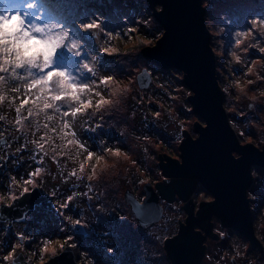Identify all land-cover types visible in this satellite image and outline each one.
I'll use <instances>...</instances> for the list:
<instances>
[{
    "label": "clouds",
    "instance_id": "clouds-1",
    "mask_svg": "<svg viewBox=\"0 0 264 264\" xmlns=\"http://www.w3.org/2000/svg\"><path fill=\"white\" fill-rule=\"evenodd\" d=\"M143 3L142 11L145 15L136 16L134 24L125 17L124 27L115 31H107L103 27L105 18L99 15L96 18L89 16L83 23L77 21L76 27L82 33L91 35L100 56L107 57L120 66L131 65L145 50H155L167 34V30L163 28L156 31L159 25L154 15L148 14L147 0H143ZM209 6V0H201V10H207ZM3 8L5 10L0 11V121L13 125L16 131L25 134L26 138L29 132L35 137L27 142L36 149L32 159H35L36 154L43 153L41 159L36 161L37 164L43 163L44 156L51 154H54L51 159L57 164V157L67 158L65 166L67 163L74 165L69 176H74L77 181L86 180L88 192L93 191L94 184L110 181L118 176L121 170L127 174L135 168L134 175L137 176L138 186L142 187L143 191L150 187L159 199L158 185L172 183V178L164 176L159 167L152 171L148 166L142 168L133 158L134 153L118 146V141L109 143L107 139L101 138L97 141L98 148L92 151L90 145L82 142L78 135V127L96 133L97 129L104 128L102 122L105 117L125 111L123 106L133 92L136 77L122 76L116 70L104 74L100 68L99 57L89 52V59L81 60V75L86 72L94 79L81 83L79 78L67 69L54 66L56 54L61 49H66L77 58L87 51L83 42L71 35V29L63 22V15L54 12L44 0H16L12 3L5 0ZM153 12L155 15L163 14L164 8L157 4ZM219 19L224 21L225 16L220 15ZM226 23L230 25L232 22L226 20ZM247 24L248 27L237 28L231 32L232 43L226 50V41L222 37L228 29L215 23L209 16L203 18L204 31L209 37L208 52L216 62L213 78L223 97L220 110L226 118L227 128L240 148L251 146L258 153L264 154V111L260 110L264 108V18L259 15L252 16L247 19ZM253 50L258 54L254 59L250 58ZM236 69H239V74ZM132 71L139 69L133 68ZM147 74L152 75L150 71ZM186 75L183 71L169 70L167 77L163 73H157L154 78V82L163 78L161 82H155V88L161 90L167 100L149 96L145 103H155L162 111L148 108L144 118L147 120L151 117L152 122L156 123L167 116L168 122H171L178 132H175L174 139L170 140L171 146L158 136H138L131 133L130 138L135 143L129 147L139 148L145 161H155L159 165V158L167 157L182 167L184 161L180 149L186 139L190 138L192 143L198 142L201 137L194 131L195 127L198 125L201 130H207L209 127L208 123L194 114V107L186 103L196 95L183 85ZM178 105L186 116L177 111ZM11 112L15 113L14 120L9 119ZM134 116L135 113H132L130 118ZM94 119L97 122L88 127L89 122ZM108 123L111 127H116L115 122ZM128 131L126 125L116 129L120 137H124ZM249 131H253L255 136L247 135ZM0 139H3L2 133ZM150 148L152 152L149 151ZM169 153L173 155L169 156ZM231 158L239 162L243 157L237 152H232ZM45 171V168L37 167L28 173L27 179L23 175L18 179L16 175L8 173L5 185L7 190H0V206L12 209L18 200L41 191ZM249 177L253 181V187H258L259 182L264 180L254 165L249 169ZM37 180H40V183H37ZM197 189H202V186L197 184ZM88 192L84 195L88 200H92ZM45 194L49 199L55 196L54 192ZM78 195L74 192L63 204L52 201V207L63 217V221L71 226V230L77 226L88 227L84 223L83 213L79 219H74L71 215L65 216L61 210L67 209L68 202ZM244 198L248 202L249 211L255 217L251 224L252 235L260 247L264 248V206L257 210L261 197L251 190H246ZM147 199L144 195L141 197V203ZM159 201L174 211L171 215H166V210L161 207L159 220L164 224L163 236L156 235L151 239V233H146L152 243L145 240L139 242L140 260L145 264L152 260L169 264L165 244L179 235L181 225L187 227L189 219L184 211L187 202L181 200L178 195L170 204L163 199ZM188 202L194 205L192 217L198 218L201 207L215 204L216 197L207 191L198 190L189 197ZM97 211L108 213L103 205H98ZM124 219L123 216L120 217L121 222ZM208 223L211 225L212 235L217 237L216 241L208 237L200 227L193 228L194 234L205 238L202 247L206 252L200 264H264L259 253L249 254L250 242H246L239 235L230 234L216 217H211ZM169 224L178 229V232L171 236L168 235ZM141 226L132 224L133 230ZM66 231L68 229L62 223L59 233ZM6 234L5 232L4 235ZM104 235L107 236L108 233L105 232ZM15 236L16 239L12 241L7 252L0 247L2 264H20L21 257L23 264H53V261L59 260L69 252L73 264H96L95 258L89 252L81 250L79 242L72 234L35 237L16 232ZM33 240H36V243L31 249H26L25 245ZM209 241L218 245L227 242L226 247H220L218 250V259L213 260V256L209 255ZM0 244H3V241H0ZM148 248L151 251H148ZM113 251L114 249L107 248L108 255Z\"/></svg>",
    "mask_w": 264,
    "mask_h": 264
},
{
    "label": "rangeland",
    "instance_id": "rangeland-1",
    "mask_svg": "<svg viewBox=\"0 0 264 264\" xmlns=\"http://www.w3.org/2000/svg\"><path fill=\"white\" fill-rule=\"evenodd\" d=\"M8 2L12 3L16 2V0H8ZM44 2L54 12L63 15V22L66 27L71 29V35L82 41L84 48L87 50L80 58L75 57L66 49L59 50L55 57L54 66L56 68L67 69L72 75L77 76L81 83H87L94 78L86 72L81 75L80 64L81 60L87 61L89 59L88 53L91 52L93 55L99 57L101 61L100 68L104 74L116 70L122 76L136 77L133 92L123 106L125 111L105 117V120L102 122L104 128L97 129L96 133H91L85 131L84 128L78 127V135L81 141L87 142L92 151L98 148L97 141L101 138L107 139L109 143L118 141V146L134 153L133 158L136 159L137 164L142 168L148 166L149 170L152 171L156 167H159L155 161H145L144 154L139 148L132 149L129 147L130 144L135 143L130 138V134L134 133L138 136H158L166 144L171 146L169 142L174 139V133L178 132V129L171 122H168L167 116L156 123L152 122L151 117H148L147 120L144 117L147 114L148 108H151L153 111L161 110L157 108L155 103H145L149 99V96L156 99H163L164 101L167 100V97L161 90L155 88V82H161L163 80V78H160L159 81L154 82L156 74L163 73L167 77L169 70L175 69H162L148 60L142 53L131 65H117L113 60L100 56L91 35L82 33L76 27L77 21L83 23L87 21L89 16L96 18L97 15L105 18L103 27L107 31H115L124 27L123 21L125 17L130 23L134 24L136 16L145 15V12L142 11L144 7L143 0H44ZM209 4V8L205 10V16L211 17L215 23L225 26L228 29L222 37L226 41V50L232 43V31L237 28L244 29L248 27L247 19L252 16L259 15L261 18H264V0H209ZM3 10H5L3 3H0V11ZM147 10L148 14L153 15V11L149 8L148 4ZM220 15L225 16L224 21L219 19ZM226 20H230L232 23L229 25L226 23ZM156 23L159 25L156 31H159L162 27L157 21ZM149 34L151 35V33ZM257 56L258 54L254 50L250 53V58L254 59ZM133 68H138L139 71L134 72L132 71ZM144 69L147 72L150 71L152 75L150 76L149 86L141 89L137 82V76ZM175 71L179 72L177 70ZM235 71L239 74V69ZM132 97H135V99ZM137 101L142 102L137 103ZM186 103L188 102L186 101ZM260 110L264 111V108ZM177 111L182 116L187 115L179 105L177 106ZM132 113H135L134 118H130ZM14 117L15 113L11 112L9 119L14 120ZM232 119H236V117H232ZM109 121L115 122L116 127H111L108 123ZM96 122L95 119L90 121L88 127L93 126ZM121 125H126L129 130L124 137H120L116 133V129L120 128ZM0 133L3 134V139H0L2 141L0 143V165H2L0 167V190H7L5 185L8 180V173L16 175L18 179L21 175L27 179L28 173L34 171L35 168H45L43 184L40 189L41 193L46 195L45 193L54 192L55 196L51 199L52 201H58L60 204L65 203L67 197L74 192L78 193V196L71 202H68V208L61 210L64 211L65 216L71 215L74 219H79L83 213L84 223L88 225V227L84 228L86 235H78L71 230L70 225L63 221V217H60L57 211L48 212L37 207L34 211L26 214L23 222L13 223L10 227L7 222H0V241H3L0 247H3L5 252L10 249L12 241L16 239V232H23L25 235H33L35 237L55 236L57 234L65 236L72 234L79 242L81 250L89 252L95 258L96 264H145V262L140 260L141 252L139 242L145 240L152 243L146 233H151V239H154L156 235L163 236L164 224L159 221L157 224L138 227L136 230H133L132 224L137 226L139 224L130 206L126 203L124 194L125 191L129 190L139 201L144 196L142 187L137 184V176L134 175L135 168H132L127 174L121 170L118 176L113 177L110 181H102L101 183L94 184L93 191L88 192V188L86 187L88 182L86 180L77 181L74 176H69V172L74 165L67 163V166H65L67 158L62 159L57 157L59 161L57 164L51 159V155H54L51 154L50 156H44L43 163L37 164L36 161L40 160L41 156H43V153H39L35 155V159H32L36 153V149L34 145L27 142L35 138L31 136L30 132L26 138V135L17 132L13 125L0 121ZM246 134L255 136L253 131H249ZM18 149L19 151H17ZM149 151L152 152V149L150 148ZM168 155L171 156L173 154L169 153ZM257 170L264 177V169L258 168ZM37 183H40V180H37ZM198 190H203V188L196 189V191ZM102 191L103 196H101ZM251 191L261 197V201L257 205L258 210L259 207L264 206V180L259 182L258 187H252ZM85 192H88V196H92V200H88V197L84 195ZM160 204L166 210V215L173 213L174 210L169 208L167 204H164L162 201H160ZM98 205H103L108 210V213L97 211ZM121 216L125 218L123 222L120 221ZM174 221L175 217H173ZM62 223H64L68 231L59 233V227ZM168 227L170 229L168 232L169 236L178 230L177 228H172L171 224ZM228 230L230 234L239 235L230 229ZM5 232L7 233L6 235H4ZM105 232L108 233L107 236L104 235ZM239 236L248 242L241 235ZM35 243L36 240H33L31 243L26 244V249H31ZM226 246V241L221 242L219 245L209 241L207 245L208 253L213 256V260L218 259V250L220 247L223 248ZM107 248L114 249L111 255H108ZM147 250L151 251L150 248ZM256 253H259L261 259L264 260V248L253 250L250 247L249 254ZM166 259L169 262L167 257ZM147 264H160V262L152 260L148 261ZM169 264L171 263L169 262ZM208 264H211V262H208Z\"/></svg>",
    "mask_w": 264,
    "mask_h": 264
},
{
    "label": "water",
    "instance_id": "water-1",
    "mask_svg": "<svg viewBox=\"0 0 264 264\" xmlns=\"http://www.w3.org/2000/svg\"><path fill=\"white\" fill-rule=\"evenodd\" d=\"M147 4L152 11L157 4L163 6V14L155 15L153 12V15L167 34L155 50H145L142 54L162 69H175L187 74L182 83L196 94L187 102L194 107V114L209 127L207 130H201L198 125L195 127L194 131L201 137L198 142L192 143L190 138L186 139L180 149L184 161L182 167L167 157L159 158L158 166L163 175L172 178L171 184L158 185L159 199L150 187L144 190L148 199L143 203L129 190L125 191L124 199L141 227L160 221V199L172 203L178 195L187 202L184 208L189 217L187 227L181 225L179 235L165 244L171 264H200L206 250L202 247L205 238L194 234L193 228L200 227L208 237L217 240L208 223L211 217H216L226 229L250 242L251 249H262L252 235L254 216L249 211L244 193L251 189L253 183L249 177L250 167L254 165L264 169V154L251 146L240 148L227 128L226 118L220 110L223 97L213 78L216 62L207 48L209 37L204 31L205 10H201V0H147ZM147 73L144 69L137 76L141 89L149 86L150 76ZM232 152L241 154L243 158L239 162L234 161ZM197 184L215 196L216 203L202 206L199 217L193 218L194 205L188 200L196 191ZM37 207L48 212L56 211L52 207V199L38 190L18 200L12 209L0 206V222H7L9 227L13 223L23 222L26 214ZM73 231L86 235L80 226ZM20 264H23L22 257ZM53 264H73L71 253H66Z\"/></svg>",
    "mask_w": 264,
    "mask_h": 264
},
{
    "label": "snow or ice",
    "instance_id": "snow-or-ice-1",
    "mask_svg": "<svg viewBox=\"0 0 264 264\" xmlns=\"http://www.w3.org/2000/svg\"><path fill=\"white\" fill-rule=\"evenodd\" d=\"M0 3H3L4 4L5 3V0H0Z\"/></svg>",
    "mask_w": 264,
    "mask_h": 264
},
{
    "label": "built area",
    "instance_id": "built-area-1",
    "mask_svg": "<svg viewBox=\"0 0 264 264\" xmlns=\"http://www.w3.org/2000/svg\"><path fill=\"white\" fill-rule=\"evenodd\" d=\"M253 187V183H252V186H251V188ZM251 190V189H250Z\"/></svg>",
    "mask_w": 264,
    "mask_h": 264
},
{
    "label": "bare ground",
    "instance_id": "bare-ground-1",
    "mask_svg": "<svg viewBox=\"0 0 264 264\" xmlns=\"http://www.w3.org/2000/svg\"><path fill=\"white\" fill-rule=\"evenodd\" d=\"M258 169V167H256ZM29 213V212H28Z\"/></svg>",
    "mask_w": 264,
    "mask_h": 264
},
{
    "label": "trees",
    "instance_id": "trees-1",
    "mask_svg": "<svg viewBox=\"0 0 264 264\" xmlns=\"http://www.w3.org/2000/svg\"><path fill=\"white\" fill-rule=\"evenodd\" d=\"M68 57V56H67Z\"/></svg>",
    "mask_w": 264,
    "mask_h": 264
}]
</instances>
